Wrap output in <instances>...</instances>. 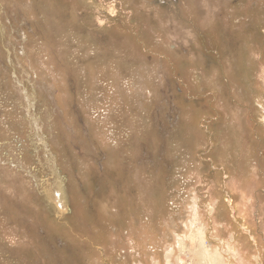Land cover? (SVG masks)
I'll return each mask as SVG.
<instances>
[{
  "label": "rangeland",
  "instance_id": "1",
  "mask_svg": "<svg viewBox=\"0 0 264 264\" xmlns=\"http://www.w3.org/2000/svg\"><path fill=\"white\" fill-rule=\"evenodd\" d=\"M199 239L264 264V0H0V264Z\"/></svg>",
  "mask_w": 264,
  "mask_h": 264
},
{
  "label": "bare ground",
  "instance_id": "2",
  "mask_svg": "<svg viewBox=\"0 0 264 264\" xmlns=\"http://www.w3.org/2000/svg\"><path fill=\"white\" fill-rule=\"evenodd\" d=\"M199 234H200V233H199ZM199 241H200V243L202 244L203 252L205 253L206 264H213V263H212V260H211L210 252H209V250L207 249V247L204 246V242H203V240H200V239H199ZM181 245H182V244H181ZM182 252H183V251H182ZM183 253H184V252H183ZM167 263H168V262H167ZM169 264H171L170 261H169Z\"/></svg>",
  "mask_w": 264,
  "mask_h": 264
}]
</instances>
